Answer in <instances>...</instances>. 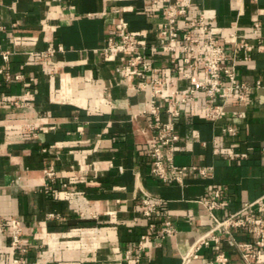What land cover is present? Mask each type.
I'll list each match as a JSON object with an SVG mask.
<instances>
[{
	"label": "crops",
	"instance_id": "0c3cea01",
	"mask_svg": "<svg viewBox=\"0 0 264 264\" xmlns=\"http://www.w3.org/2000/svg\"><path fill=\"white\" fill-rule=\"evenodd\" d=\"M200 13L212 17L227 64L237 62L236 79L250 89L243 100L230 99L216 120L204 112L221 101L202 90L180 105L174 161L212 170L204 178L191 171L178 184L150 174L149 142L156 129L149 91L135 89L138 77H120L121 58L106 60L101 51L120 17L133 37L156 43L160 5L0 0V220H21L24 249L12 251L8 230L0 229V264H182L181 256L212 226L201 200L219 191L222 206L213 212L223 218L264 195V0H194L178 21L180 29ZM237 39L248 44L247 53H234ZM49 45L60 50L44 59L40 51ZM149 60L148 74L162 81L157 118L166 123L171 91L188 89L204 73L188 68L180 52L172 60L156 51ZM52 67L58 72L51 73ZM18 72L21 81L5 80L6 73ZM231 152L244 156L227 157ZM49 166L55 169L53 182L43 172ZM144 194L164 200L177 233L160 242L145 240L136 261L141 236L151 235L139 208ZM257 214L264 216V210ZM162 220L161 213L154 217L157 231ZM233 235L252 238L246 229ZM219 252L227 264H241L226 235L190 264ZM256 257V264H264V251Z\"/></svg>",
	"mask_w": 264,
	"mask_h": 264
},
{
	"label": "built area",
	"instance_id": "2783aa9c",
	"mask_svg": "<svg viewBox=\"0 0 264 264\" xmlns=\"http://www.w3.org/2000/svg\"><path fill=\"white\" fill-rule=\"evenodd\" d=\"M152 3L160 5V20L158 24L157 41L154 44L143 43L133 37L129 31L128 22L120 17L114 26V34L109 35L101 48L104 59L120 57L121 63L117 66L116 72L120 77L131 80L138 77L141 82L135 87L136 90H147L150 95V113L155 118L156 129L149 142V154L151 157L150 174L163 182L175 181L183 184L184 177L189 172H195L199 177H206L212 170L211 166H178L174 161L175 145L179 137L175 131V120L180 115L182 103L193 100L198 90L204 91L205 95L213 100L221 101L219 104L209 103L205 109V116L208 119L216 120L221 116L226 103L230 99L238 98L243 100L245 92L250 86L238 82L236 79V61L227 64V56L224 53L220 42L221 31L212 25V17L200 13L188 20L186 29H180L178 21L189 13L194 0H151ZM230 37L236 39L233 31ZM60 50V47L47 46L40 51L44 59H49L53 53ZM160 51L175 58L177 52L181 53L183 63L190 69L203 71V78H195L192 85L186 90H172V97L168 100L166 113L169 115V122L162 123L158 120L159 108L156 105L157 97L161 93L162 81L157 75H149V55ZM234 53H247L248 44L244 40H235ZM264 54V47L262 49ZM7 59V53L3 54ZM59 69L52 67L51 73ZM2 70L0 69V72ZM189 75L188 72L185 73ZM23 79L21 73H6L7 82H18ZM259 83H256V86ZM28 92H25L24 100H27ZM16 103V102H15ZM31 128V125H27ZM226 131L234 133L232 127ZM197 136V135H195ZM213 144L215 140H212ZM264 155V145L261 147ZM244 156L239 153H228L227 157L236 158ZM48 181L53 182L55 169L49 166L43 170ZM205 208L206 215L212 221V226L202 233L181 256L182 264H190L191 260L200 257V251L210 246L211 242L219 243L220 235H226L233 240L236 251L239 254L241 264H256L258 251H264V216L257 214L264 210V195L253 200L244 202L241 207L223 218L214 214L215 209L222 206L219 191H214L206 200L200 201ZM141 216L147 221L151 235H142L138 243L136 261L142 256L145 250L144 241L151 240L160 242L168 237L176 235L177 228L173 217L165 210L164 200L144 194L139 202ZM163 215L159 230L155 229L154 217ZM22 222L18 218H7L0 220V229L8 230L10 235V247L12 251L24 250L20 247L22 240ZM236 229L248 230L252 238L239 241L233 231ZM130 252V251H129ZM229 258L223 253H217L213 259L199 262L197 264H227Z\"/></svg>",
	"mask_w": 264,
	"mask_h": 264
}]
</instances>
